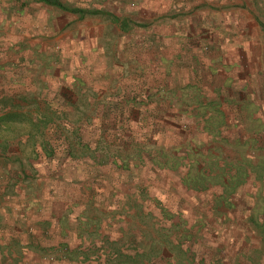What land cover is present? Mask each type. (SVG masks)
Returning a JSON list of instances; mask_svg holds the SVG:
<instances>
[{"label": "crops", "instance_id": "obj_1", "mask_svg": "<svg viewBox=\"0 0 264 264\" xmlns=\"http://www.w3.org/2000/svg\"><path fill=\"white\" fill-rule=\"evenodd\" d=\"M250 16L240 0H0V264H113L118 247L127 264L146 201L255 214L264 35Z\"/></svg>", "mask_w": 264, "mask_h": 264}, {"label": "rangeland", "instance_id": "obj_2", "mask_svg": "<svg viewBox=\"0 0 264 264\" xmlns=\"http://www.w3.org/2000/svg\"><path fill=\"white\" fill-rule=\"evenodd\" d=\"M240 1L242 12L245 5L250 6V17L256 20L253 22L251 19L242 23V26L251 33L262 32L264 35V0H250L249 3L246 2L248 0ZM4 185L3 182L0 183L2 191ZM260 186L263 187L264 192V184ZM263 197L254 205L253 212L256 215L250 216H245L239 210H229L226 202L222 204L218 201L219 204L214 202L217 204L214 210L218 213L215 217H211L212 201L199 198L196 203L201 208L202 217L189 213L183 216L167 215L168 212L166 213L163 207L154 208V203L146 201L148 209H145L146 214L143 219L139 216L130 217V220L133 219L135 222L129 221L130 228L134 229L132 235L134 238L136 236L137 239L139 238L141 247L137 249L135 245L130 246L131 255L127 264H264ZM239 202L245 203L242 200ZM176 204L177 202L175 205L171 202L168 206L176 210L179 205L176 207ZM200 218L203 220L206 218L205 222L211 219L209 226H202L203 229L198 228V231L196 228L187 229L190 223L203 222ZM136 222L141 224L142 227H139L143 228V232L135 228ZM214 227L219 230L214 231ZM122 250L121 247L113 248V254H108L111 263L124 264L119 255ZM19 251L21 253L22 250ZM116 254L118 257H115ZM132 254L136 256L132 258Z\"/></svg>", "mask_w": 264, "mask_h": 264}, {"label": "trees", "instance_id": "obj_3", "mask_svg": "<svg viewBox=\"0 0 264 264\" xmlns=\"http://www.w3.org/2000/svg\"><path fill=\"white\" fill-rule=\"evenodd\" d=\"M48 1H50V0H48Z\"/></svg>", "mask_w": 264, "mask_h": 264}]
</instances>
